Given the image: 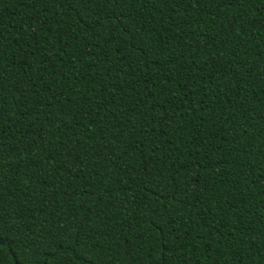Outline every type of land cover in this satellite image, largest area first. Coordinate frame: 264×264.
Here are the masks:
<instances>
[{
  "label": "trees",
  "instance_id": "1",
  "mask_svg": "<svg viewBox=\"0 0 264 264\" xmlns=\"http://www.w3.org/2000/svg\"><path fill=\"white\" fill-rule=\"evenodd\" d=\"M0 264H264V0H0Z\"/></svg>",
  "mask_w": 264,
  "mask_h": 264
},
{
  "label": "water",
  "instance_id": "2",
  "mask_svg": "<svg viewBox=\"0 0 264 264\" xmlns=\"http://www.w3.org/2000/svg\"><path fill=\"white\" fill-rule=\"evenodd\" d=\"M1 243L3 242V241H0Z\"/></svg>",
  "mask_w": 264,
  "mask_h": 264
}]
</instances>
